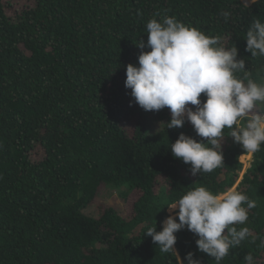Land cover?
<instances>
[{"label":"trees","instance_id":"16d2710c","mask_svg":"<svg viewBox=\"0 0 264 264\" xmlns=\"http://www.w3.org/2000/svg\"><path fill=\"white\" fill-rule=\"evenodd\" d=\"M28 1L9 15L0 0V264H176L145 233L161 231L168 203L198 186L235 187L256 202L246 224L236 225L252 237L220 264H244L247 253L264 264V144L248 165L249 153L225 129L224 165L192 176L171 143L180 133L202 138L190 122L161 124L171 119L168 108L130 106L124 85L126 66H138L135 42H147L156 13L223 36L251 78L264 82V57H251L244 39L254 18L264 20V0L250 7L242 0ZM221 10L232 12L227 23ZM103 187L118 196L88 215ZM134 194L128 218L124 203ZM175 235L181 259L193 252L201 264H216L192 232Z\"/></svg>","mask_w":264,"mask_h":264},{"label":"clouds","instance_id":"9594fccd","mask_svg":"<svg viewBox=\"0 0 264 264\" xmlns=\"http://www.w3.org/2000/svg\"><path fill=\"white\" fill-rule=\"evenodd\" d=\"M256 2L242 0L244 7ZM155 16L160 19L152 18L146 24L147 42H135L141 50L138 66H126L124 85L131 90L130 106L134 102L144 111L155 112L168 108L171 119L161 123L167 129L190 122L202 139L180 133L170 150L175 158L190 165L192 176L211 173L224 165L225 129L230 130L228 136L244 151L258 152L264 144V82L251 78L245 59L238 58V48L225 43L223 36L207 35L175 16ZM220 16L227 23L232 12L221 10ZM244 39L245 51L251 57H264V20L254 18ZM146 48L150 51H144ZM201 94L206 98L203 101ZM255 207L256 202L236 188L213 193L198 186L168 203L169 215L161 222V231L156 226L149 227L145 235L152 238L161 252L172 253L176 264H201L193 252L181 259L174 247L175 234L187 229L198 237V251L220 264L230 249L252 237L248 227L238 229L236 225H245L249 210ZM243 259L244 264H254L251 253Z\"/></svg>","mask_w":264,"mask_h":264},{"label":"rangeland","instance_id":"374dc122","mask_svg":"<svg viewBox=\"0 0 264 264\" xmlns=\"http://www.w3.org/2000/svg\"><path fill=\"white\" fill-rule=\"evenodd\" d=\"M4 2L7 3L6 11L9 15H15L17 12H19L20 10H22L23 8H25L27 5L30 4L28 0H4ZM251 158H252V153H249L248 156L245 157V161L247 164H248L247 160L251 161ZM243 173L244 172L242 171V174ZM113 195L118 196L117 190L114 191L112 189H109L108 187H103V189L99 193V198L97 200V203L89 205L85 209V212L91 216L99 215L100 211L98 210V206L100 207L102 203L109 201ZM135 197L136 194L132 195L130 199L124 203V215L128 218L132 216V211H133L132 202L135 199Z\"/></svg>","mask_w":264,"mask_h":264}]
</instances>
